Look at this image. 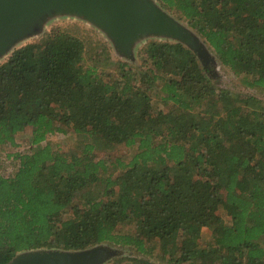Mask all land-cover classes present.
<instances>
[{"label":"trees","instance_id":"1","mask_svg":"<svg viewBox=\"0 0 264 264\" xmlns=\"http://www.w3.org/2000/svg\"><path fill=\"white\" fill-rule=\"evenodd\" d=\"M156 1L264 89V0ZM84 50L55 26L0 63V145L31 130L0 173V264L106 242L146 256L108 264H264L263 101L217 87L180 41L149 40L137 69L85 64ZM69 130L72 147L45 142ZM121 145L129 157L98 155Z\"/></svg>","mask_w":264,"mask_h":264},{"label":"rangeland","instance_id":"2","mask_svg":"<svg viewBox=\"0 0 264 264\" xmlns=\"http://www.w3.org/2000/svg\"><path fill=\"white\" fill-rule=\"evenodd\" d=\"M159 11L166 14L167 17L180 29L186 38L185 41L177 36L169 34H153L142 33L134 36L128 43H120L114 39L112 34L108 32L103 26L93 22L90 17L78 13L74 10H64L62 7H56L48 11L40 22V27L27 35L16 39L11 46L4 52L0 53V63L5 61L10 55L11 51L16 47L25 43L34 42L41 38L44 33L49 31L52 27L60 26L68 32L79 36L85 43V50L83 58L85 64L97 65L99 68L111 69L114 61H125L134 68H140V54L145 44L152 39L180 41L185 44L191 51V54L199 59L212 76L214 84L217 87L227 88L243 95L252 94L260 98L264 103V89L250 88L241 79V76L235 75L227 67L223 66L217 59L213 49L207 44L204 38L192 29L184 19H180L173 13H170L166 8H161L156 0H150ZM125 46V47H124ZM158 86L155 84L149 89L148 94L151 96L153 105H159L164 108V104L160 101L158 96H155ZM166 108V106H165ZM31 130L28 128L16 135L15 145H0V173L9 175L15 168L16 160L13 158L15 152H25L30 148ZM78 137L72 131L55 132L48 134L46 137L47 143L53 146H58L60 149H68L71 145L76 143ZM132 152L131 148L125 146H118L109 153L98 152L99 156L113 155L121 156L123 158L129 157ZM207 231V230H205ZM205 236V235H204ZM102 248L105 256L98 264H108L114 258L118 257H146L143 254L137 253L130 246H121L111 243H100L92 246L90 250H98ZM155 251L150 260L155 263H165L159 247H155Z\"/></svg>","mask_w":264,"mask_h":264},{"label":"water","instance_id":"3","mask_svg":"<svg viewBox=\"0 0 264 264\" xmlns=\"http://www.w3.org/2000/svg\"><path fill=\"white\" fill-rule=\"evenodd\" d=\"M56 7L90 17L121 44L142 33L169 34L186 40L180 29L150 0H0V53L16 39L37 30L41 18ZM104 256L102 248L32 250L17 255L9 264H98Z\"/></svg>","mask_w":264,"mask_h":264}]
</instances>
